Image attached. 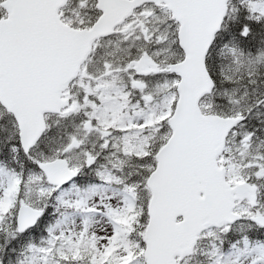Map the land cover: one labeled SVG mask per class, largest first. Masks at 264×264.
Listing matches in <instances>:
<instances>
[{
	"label": "snow or ice",
	"instance_id": "6c2138e0",
	"mask_svg": "<svg viewBox=\"0 0 264 264\" xmlns=\"http://www.w3.org/2000/svg\"><path fill=\"white\" fill-rule=\"evenodd\" d=\"M0 264H264V0H0Z\"/></svg>",
	"mask_w": 264,
	"mask_h": 264
}]
</instances>
